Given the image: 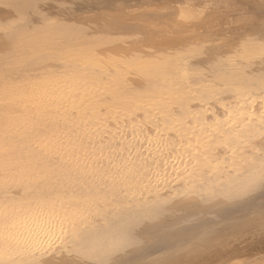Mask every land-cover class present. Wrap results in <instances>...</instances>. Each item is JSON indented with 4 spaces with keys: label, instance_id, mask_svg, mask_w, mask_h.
Masks as SVG:
<instances>
[{
    "label": "bare ground",
    "instance_id": "obj_1",
    "mask_svg": "<svg viewBox=\"0 0 264 264\" xmlns=\"http://www.w3.org/2000/svg\"><path fill=\"white\" fill-rule=\"evenodd\" d=\"M107 1L0 0V264H264V21Z\"/></svg>",
    "mask_w": 264,
    "mask_h": 264
},
{
    "label": "rangeland",
    "instance_id": "obj_2",
    "mask_svg": "<svg viewBox=\"0 0 264 264\" xmlns=\"http://www.w3.org/2000/svg\"><path fill=\"white\" fill-rule=\"evenodd\" d=\"M114 1H116L117 3H125L127 4L126 6L130 5V3H135L137 7L138 6L145 7L149 4L150 7L154 9V8L161 7V6H167L169 2L178 1V0H164V1L153 0L152 2L150 0H114ZM181 1H184V0H181ZM222 1L223 0L221 1L220 0H213V1L212 0H203V1L201 0V3H204L206 5L209 4L210 8L212 6L211 9H214L213 11L215 12L214 16H212L214 18L212 19L211 17V22H209V20L207 22V24L210 25L209 32L219 37L222 36L221 40L228 44L241 47L243 43L247 42L248 41L247 39H249L250 36L254 33V31L258 27V24L260 23L259 21H262V22L264 21V15L262 13H259L258 11V9H262V7L255 6V4L259 0H232V1L224 0V2ZM195 2L197 3L200 1H195ZM82 11H84V9L80 10V12ZM141 12L142 11H136L134 14L136 15L141 14ZM148 21L159 24V22L162 20L161 19L155 20L152 17L150 18L148 17ZM198 32L203 33L205 31L203 29H200L196 31L195 33H198ZM136 38H140V36L136 35ZM164 39L165 38L162 39L163 41L161 42V44L166 43ZM190 40L193 43L192 44L190 41L191 46L196 43L197 38L195 34L193 35L191 34ZM25 78H30V77H25ZM243 236L246 239L249 237V240L258 238L260 236H262V239H263L264 219L262 220V229L260 227L256 228L255 230L250 228L247 235H243ZM238 239H242V238L238 237Z\"/></svg>",
    "mask_w": 264,
    "mask_h": 264
}]
</instances>
